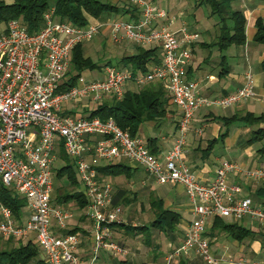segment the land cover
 Instances as JSON below:
<instances>
[{
    "label": "built area",
    "instance_id": "1",
    "mask_svg": "<svg viewBox=\"0 0 264 264\" xmlns=\"http://www.w3.org/2000/svg\"><path fill=\"white\" fill-rule=\"evenodd\" d=\"M127 2L138 9L134 20L109 18L104 23L93 20L74 26L60 22L52 6L43 13L40 29L32 33L17 18L0 23V186L10 187L26 201L18 218L0 202V237L36 242L47 264H107L105 260L98 261L103 248L112 257L127 255L126 247L110 237L109 223L122 221L119 205L112 202L113 186L95 168L100 161L129 159L153 181L184 187L191 218L181 244L173 248L170 256L192 250L206 264H214L216 257L205 234L210 218L246 220L264 227V206L241 196L240 185L229 184L227 177L240 172L246 179L263 180L264 166L248 169L221 158L214 173L200 180L184 157L186 138L195 111L205 107L230 109L254 99V80L250 72H245L243 86L232 94L214 99L201 97L195 80L189 79L186 72L193 56L192 44L197 43L199 35L188 31L185 25L171 31L169 26L175 18L151 1ZM104 28H108L105 42L113 45L126 40L140 47L159 46L160 65L136 75L109 65L96 79L83 73L87 77L82 74L73 85L63 87L72 49L91 42L96 34L102 35ZM151 81L163 84L179 114L173 145L162 156L152 153L142 138H132L119 129L113 119L103 121L88 117L87 112L70 111L78 106L87 108L88 103L81 104L84 99L92 104L110 96L120 100L125 84L139 88ZM61 149L72 162L81 196L86 200L81 209L89 221L91 238L86 257L76 252L82 241L80 230L60 233L73 217L72 212L50 199L54 190L53 165L57 160L63 161L59 157ZM239 261L264 264L257 259Z\"/></svg>",
    "mask_w": 264,
    "mask_h": 264
},
{
    "label": "crops",
    "instance_id": "2",
    "mask_svg": "<svg viewBox=\"0 0 264 264\" xmlns=\"http://www.w3.org/2000/svg\"><path fill=\"white\" fill-rule=\"evenodd\" d=\"M232 2L234 9L243 12L242 14L245 16L244 45L242 47L231 45L223 52L219 51L217 48H208L203 45V43L209 44L212 42L217 35V30L213 29L211 32L208 30L204 31L209 41L203 40L200 43V63H196L192 58L193 56H191L192 59L189 69L187 70V76L189 79L195 80L198 86V93L201 97L214 99L218 96H225L239 90L244 84L245 72H250L254 80L253 83L255 84L256 98L252 100L248 99L246 102L230 109L205 107L195 111L196 113L192 119L197 120L198 124L197 127L195 126L193 129L189 126L190 129L188 137L186 138V150L183 153L188 163L187 165L200 180H206L211 176L214 173L215 164L218 163L221 158H226L217 155L212 156L210 152L220 139H222V141H227V150L234 152V148L237 149L238 147L239 150L242 151L241 161L238 160V155L235 156V158H226L227 160L239 163L242 167L248 169L251 167L256 168L264 166V147L261 146L259 149H253L256 143L246 144L247 140L250 138L249 136L257 127L245 125L238 121H233L229 125H226L223 121V118L229 119L233 117V115H237L238 118H241L246 115V112H251L255 117H259L261 114L264 115V69L261 68V62L264 61V45L253 42L256 31L254 28L256 20L260 19L264 25V0H234ZM167 11L170 17L175 18V15H172V9L168 8ZM161 22L166 23L165 20H161ZM176 23L177 19L175 18L174 23L169 26L171 31H175L180 27L179 25L174 28ZM129 45L134 46L132 43H125L122 45L121 51L126 50L125 53L132 54L133 50L128 49ZM220 56L224 57V59ZM111 62L114 64L116 63L114 61ZM123 88L124 91H137L138 89L131 83L125 84ZM259 96H261V99H259L257 103V97ZM169 110L172 112L171 117L169 116L158 122L146 123L143 127L142 137H140L143 141L152 139L153 142L152 145L149 146V149L160 156L164 155L173 145L175 125L179 117V114L171 103L169 105ZM152 125H154V129ZM161 126H165V130L167 131L166 134L161 136L160 142H158L154 130ZM261 126L264 127V124ZM206 128H210L211 137H209L207 141H204L201 137ZM223 133L225 134L221 136ZM113 161H127L131 165V168H136L134 175L126 178L124 182L118 181L121 176L110 177L105 175L113 186V194L117 187L128 190L131 185L130 180L133 177H140L142 174L147 176V179L140 180L139 182L146 185V187L149 186L150 191H153L152 184L154 181L147 175L141 166L131 162L129 159H115ZM138 167L143 171L138 173ZM227 181L229 184L237 183L240 185L241 196L251 197L254 204H261L264 206V179L259 181L247 180L240 172H237L228 176ZM163 185L175 188L176 192L170 194L167 193V190H164L161 192L162 195H159L160 193L158 192H155L154 195H158L162 198L164 207L171 208L179 214V222L176 230L167 234H163L160 231V234L165 236L164 241L162 240V242H159L157 240L154 244L151 243L153 241L150 243L146 242L142 235L134 236L139 243L135 246L124 245L128 250V254L123 257H112L105 248L100 249L98 261L105 260L107 264H206L192 250H188L177 257L174 255L170 256L174 250L173 248L176 249V247L181 244L183 232L191 218V214L190 204L187 200V195L184 193V187L179 184H173V182H168V184ZM126 217H128V215ZM224 218L222 219L224 220ZM226 221L232 222L234 220L227 218ZM88 222L89 221L84 216H78L74 225H71L72 228L75 226L80 227V232L82 230L85 231L84 233L81 232L83 241L76 249V252L79 253L81 257H86L89 254L87 250H89L91 238H89L90 232L88 231ZM239 222L242 226H245L244 223H248L249 227H245L252 229L254 235L252 237L236 240L220 229L219 226L213 225L212 218L207 222L208 225L205 234L210 239L209 247L211 253L216 257V262L214 264H242L239 258L247 262L253 259L264 261V227H258L254 222H248L246 220H239ZM132 224L134 223L132 222ZM117 229L120 228L113 229L112 231L115 232ZM153 230L155 229H149L150 236ZM125 236L129 235H126V232H124L122 242H124Z\"/></svg>",
    "mask_w": 264,
    "mask_h": 264
},
{
    "label": "trees",
    "instance_id": "3",
    "mask_svg": "<svg viewBox=\"0 0 264 264\" xmlns=\"http://www.w3.org/2000/svg\"><path fill=\"white\" fill-rule=\"evenodd\" d=\"M155 3V0H146ZM234 0H196L197 7L207 5L210 11L209 16H216L217 35L215 39L209 44L203 43L208 48H217L219 51H225L231 45L235 47H242L245 40V16L243 12L234 9ZM53 6L56 17L60 22L71 23L74 26L85 25L93 20L99 23L106 22L111 15L125 16L126 20H134L138 17V9L135 6H127L124 8L116 7L108 1L102 0H13L11 4H5L0 0V23H6L12 18L20 20L21 25L27 28L28 31L35 32L42 26V15L48 8ZM91 19V20H90ZM255 35L253 42L264 45V25L260 19L255 23ZM102 42H105L104 40ZM84 43H81L72 49L71 61L67 77V82L63 87H69L75 83L78 76L83 73H92L95 70L101 72L104 67L114 65L117 69H127L131 74H144L150 72L155 66H159L162 58L161 49L159 46L149 45V47H140L135 44L133 53H124L122 57L114 64L110 60L105 61L103 65L95 60L94 62L86 56L82 49ZM118 46V45H115ZM194 47V46H193ZM221 57V56H220ZM224 59V57H221ZM261 68L264 69V61L261 62ZM189 69V68H188ZM187 72V70H186ZM188 73V72H187ZM161 82L151 81L149 84L140 86L137 91H124L122 99L117 100L115 96L106 97L95 104L91 110L89 107L84 108L82 113H88V117L100 118L103 121L113 119L119 129L127 131L132 138H139L141 136L140 126L145 123L158 122L162 119L171 117L172 113L169 110L171 101L169 95ZM170 101V103H169ZM72 113L75 111L70 110ZM224 124L229 125L233 121H238L245 125H252L257 127L246 144H254L260 142L264 138V115L255 117L251 112H246V115L238 118L237 115L229 119H224ZM223 133L221 136H223ZM220 136V137H221ZM146 146L152 145L153 140L148 139L144 141ZM210 149V148H209ZM152 152V151H151ZM153 153V152H152ZM59 157L63 159L64 163L53 170V179H59L63 176L67 178L66 186H77L73 191L66 190L63 185L52 186L54 190L50 199L55 205H67L74 201L81 210L86 205V200L81 196L79 190L78 178L73 171V165L70 159L66 158L62 149ZM126 160V159H125ZM106 176H124L129 178L134 175L136 168H131L127 161H113L108 163H101L96 168ZM0 202L8 205L11 212L17 218L20 217V212L25 209L26 201L22 196L16 194L10 187L0 186ZM62 189V190H60ZM130 189L117 187L113 197V204L122 203L128 204L131 200L127 196ZM149 208L152 209L154 217L149 224L143 223L141 225H134L132 223H125L123 221L115 220L109 223L111 230L120 228L128 235H142L146 242H151L149 229H157L163 234L173 232L177 228L179 214L171 208L164 207L162 198L154 195L153 191H149ZM213 225L219 226L220 229L228 233L232 238L244 239L252 237L254 232L252 229L242 226L239 220L228 222L222 218L213 217ZM80 230V227L75 226L67 229L62 228L60 233H74ZM82 233L85 231L82 230ZM3 242L0 247V264H47L39 254V246L32 240L20 241L14 240L12 236L8 238H1ZM11 241L16 242L13 245ZM120 243V242H118ZM121 244V243H120ZM124 246V245H122Z\"/></svg>",
    "mask_w": 264,
    "mask_h": 264
},
{
    "label": "rangeland",
    "instance_id": "4",
    "mask_svg": "<svg viewBox=\"0 0 264 264\" xmlns=\"http://www.w3.org/2000/svg\"><path fill=\"white\" fill-rule=\"evenodd\" d=\"M13 0H3V2L5 4H11ZM102 1H108L111 4L115 5L116 7H121L124 8L127 6H130V4L127 2V0H102ZM196 0H155L154 5L157 6H161L164 7L166 10H168V8L172 9V15H175V18L177 19V23L174 26L177 27L180 25V27L182 25H185L188 29V31L191 32H195L199 35L198 40L196 41L197 43H193L192 45L193 47V60L196 63H200L201 62V41H209V38L207 37V35L204 33V31L208 30V31H213V29L216 30L217 26H216V22L218 21V18L215 16H209L210 15V11L209 8L207 7V5H201L200 7H197L195 4ZM125 19L126 17L121 15V16H117V15H111L110 20H114V19ZM91 20V19H90ZM173 29V28H172ZM108 28H104L102 35L96 34V36L94 37V39L89 42V43H84L82 49L84 50V53L86 54L87 57H89L93 62L95 60H97L98 62L101 63V65H103L105 63V61L110 60V61H114L116 62L117 60L120 59V57L126 52V50L121 51L122 50V45H124L125 43H129L123 41L121 44H119L118 46H115L113 44H109L107 42H102L103 40H105L106 37V33H107ZM212 35V34H211ZM129 50H133V47L131 45L128 46ZM149 47V45H148ZM99 71L95 70L92 73H88L87 75L90 78L96 79V75H99ZM84 75V74H83ZM86 76V75H84ZM87 77V76H86ZM256 98V97H255ZM254 98V99H255ZM259 99H261V96L257 97V103L259 101ZM83 103H88V107L91 110L93 107H95V104L89 103L88 100L84 99L83 102H81V104ZM171 111V110H170ZM75 113L78 114H82V109L80 108V106H78V108L75 110ZM172 113V112H171ZM146 124V123H145ZM145 124H142L140 126L141 128V135H142V131H143V127L145 126ZM197 120L192 119L191 124L189 125L192 129L196 126L197 127ZM221 125V124H220ZM224 127V126H223ZM152 128L154 129V125H152ZM166 127L165 126H161L158 127L154 130V134L157 137V141L160 142L159 140L161 139V136H163L164 134H166L165 130ZM190 129V128H189ZM144 133V132H143ZM211 137V131L210 128H206V130L204 131L203 136L201 137L204 141H207V139ZM227 141H222V139H220L214 146H213V150H211L210 152L212 153V156L217 155L220 157H226V158H235V156L238 155V160L241 161L242 160V151L239 150V148L237 147L234 148V152H231L229 150H227ZM264 147V138L261 140V142L256 143L253 146V149H259ZM236 153V154H235ZM108 163L107 161H100V163ZM63 164L62 160H57L55 161L54 165H53V169L59 167V165ZM132 164V163H131ZM134 165V164H133ZM138 173L142 172L143 170L141 168H137ZM147 176L145 175H141L140 177H133L130 181H131V185L129 187L130 191L128 192V194H126L127 196L130 197V202L126 205H122V203H117L119 205V208L121 210V214H120V219L123 220V222L125 223H134V224H142V223H147L149 224L150 220L153 219L154 217V213L152 211V209L149 208V186L146 187V185L142 184L141 182H139L140 180H145ZM135 178V179H134ZM55 182L53 183L54 186H60L63 185V187H61L62 189L65 187L66 190L69 191H73L74 189L77 188V186L73 185V186H66L67 184V178L66 177H62L57 179H53ZM124 180H126V178L124 176L120 177V182H124ZM247 180H251L252 179H247ZM152 188H153V192H158L160 193L159 195H162L161 192L164 190H167V193H174L176 192V189L170 186H166V185H160L157 182H153L152 184ZM60 189V190H62ZM67 208L70 212H72L73 217L71 218V220H68V222L66 223V228L70 229L72 228V224L74 225L76 219L78 216H83V212L82 210H80L74 201H71L68 205ZM128 215V217H126ZM83 220V219H82ZM224 220H227V217L224 218ZM244 223V222H243ZM245 226L249 227L248 223H244ZM208 223L206 224L207 227ZM124 230L122 229H117L115 232H113L111 230V235L110 237L112 238V240H115L117 242H120L121 245H126V246H130V245H136L137 243H139V241L137 239H135V237H133V235H129V236H125L124 242L123 241V234H124ZM161 232L158 230H153V232L151 233V242L152 244H154L155 241H164V235L160 234ZM126 235H128L126 233ZM82 236V235H81ZM80 236V239H82ZM143 237V236H142ZM83 241V239H82ZM81 241V243H82ZM13 243V245H16V242L11 241ZM24 242V241H23ZM3 242L0 241V247L2 246ZM90 249L91 247H89V250H87L88 253H90ZM126 256V255H125Z\"/></svg>",
    "mask_w": 264,
    "mask_h": 264
}]
</instances>
